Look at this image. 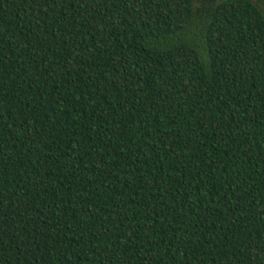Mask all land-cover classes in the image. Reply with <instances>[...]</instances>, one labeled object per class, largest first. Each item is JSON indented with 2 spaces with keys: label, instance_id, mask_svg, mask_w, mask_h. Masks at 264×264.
I'll return each instance as SVG.
<instances>
[{
  "label": "trees",
  "instance_id": "1",
  "mask_svg": "<svg viewBox=\"0 0 264 264\" xmlns=\"http://www.w3.org/2000/svg\"><path fill=\"white\" fill-rule=\"evenodd\" d=\"M0 264H264V0H0Z\"/></svg>",
  "mask_w": 264,
  "mask_h": 264
}]
</instances>
